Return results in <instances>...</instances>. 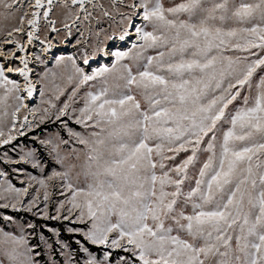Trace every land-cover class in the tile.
<instances>
[{
    "label": "snow or ice",
    "instance_id": "1",
    "mask_svg": "<svg viewBox=\"0 0 264 264\" xmlns=\"http://www.w3.org/2000/svg\"><path fill=\"white\" fill-rule=\"evenodd\" d=\"M0 17L18 21L0 50V164L40 173L13 167L17 187L0 170V210L84 225L74 249L54 229L33 244L36 224L0 213V264H264V0H0ZM58 24L83 29L76 52L34 81L28 46L50 53ZM46 122L67 136L33 137L50 173L13 143Z\"/></svg>",
    "mask_w": 264,
    "mask_h": 264
},
{
    "label": "rangeland",
    "instance_id": "2",
    "mask_svg": "<svg viewBox=\"0 0 264 264\" xmlns=\"http://www.w3.org/2000/svg\"><path fill=\"white\" fill-rule=\"evenodd\" d=\"M168 2L169 0H165V3H168ZM14 23H18V21L4 20L2 17H0V48H1V44L6 39L7 31L11 30V27ZM61 25L62 24H58L57 26H61ZM80 31H83V29ZM80 31H77L75 28H73L71 39H70L71 41L70 50L67 51L66 53L60 52V51L56 52L54 55L53 62L50 64L46 63V59L42 51L35 52V55L36 54L40 55L42 59L44 60V63H40V62L34 63L33 71H34L35 80H37L39 76L43 74V72L46 70H49V69L54 70V71L56 70L54 68L56 56H60V55L67 56V55H71L76 52V47H74V45L76 44V40L81 38ZM85 35H87V33H85ZM49 36H50V33H49ZM54 36H55L54 38L56 39V41L61 44L67 39L66 31H61L60 35L55 34ZM100 39H103V36H101ZM111 43H112L111 41H108L107 46H111ZM5 50H13V49L7 48ZM2 61L3 60H0V64H3ZM109 62L111 63V59L109 60ZM96 66H92V67H96ZM10 78L14 79L13 77H10ZM38 89H39V85H38ZM37 92L38 93L36 95V100L34 103L30 105V107H36L40 104L41 97L39 95V91ZM61 99L63 100L64 97H62ZM23 111L24 110H22V112ZM72 126L77 127L75 125H72ZM58 131L64 134L65 138H67L66 133L63 131V129L60 127L58 123L46 122L43 124H39L38 127H35L33 130L28 131L27 135L25 136H18L17 139L13 143L17 146H26L27 148H35L37 150V154L42 155L43 159L46 161V169H45L46 173H50L52 168L58 169L59 166L56 165L55 162L52 161L51 158L48 156V153L45 151V148L40 144L39 139H34L33 137H39L41 139L48 138L56 134ZM6 147H11V146H6ZM10 154L15 156V153H10ZM13 167H17V168L27 167V170L29 173L36 174V175L40 174L38 171L31 169L30 166H25V165H14L13 166V165H7V164H0V170H7L9 174V179L17 187H20L21 184H20V179L17 178L19 174L12 171ZM55 183L57 184V187L50 188L49 190L50 193H52V195L50 196L49 211L53 215H55V207H56L55 201L64 199V197L60 195L61 188L58 186L59 181H56ZM3 212H7L9 215L18 217L19 222L21 223L30 221L37 225L36 233L34 235V238L31 241L33 244L40 243V240H39L40 235H44L46 238H51V241L55 242L56 237L54 236L53 232L49 231V229H54V230L59 231L60 239L70 244L73 249L77 247V245L75 244V241L78 239L79 240L83 239L82 236L73 235L67 231L69 227L71 228H83L84 227V225H81L78 223L77 224L71 223V220L42 219L38 216H33L31 213L26 212V211L13 212L11 209L0 210V213H3ZM7 230L14 231L15 225L9 226ZM89 247L92 248L93 251H96L94 246L89 245ZM58 258L62 259V257H58Z\"/></svg>",
    "mask_w": 264,
    "mask_h": 264
},
{
    "label": "bare ground",
    "instance_id": "3",
    "mask_svg": "<svg viewBox=\"0 0 264 264\" xmlns=\"http://www.w3.org/2000/svg\"><path fill=\"white\" fill-rule=\"evenodd\" d=\"M57 27H59V28L61 29V31H66V33H67V30L63 28V25H61V26H57ZM74 28H75V27H74ZM75 29H76V28H75ZM80 30H82V29H80ZM55 34H56V33H50V38H51V37H55V36H54ZM6 39H10V37L6 36ZM25 39H26V37H25ZM70 39H71V35H70V36L67 35V39H66L62 44L59 43V42H57L55 38L52 39L53 48H52V50H51L50 53H44V52L42 51V47H43V46L40 45L38 41L34 42L33 45H29V46H28V55H29V59H30V61H31L32 56L35 55V52H36V51H42V52H43V55L45 56L46 63H47V64L52 63V62H53V59H54V55H55L56 52H59V51H60V52H65V53H66L67 51L70 50V47H71V46H70V45H71V41H70ZM25 42H26V40H25ZM111 42H112V41H111ZM117 45H119L120 47H127V45H125V44H123V43H121V42H119V41L112 42V45H111V46H108V47H109V48H113L114 46L116 47ZM7 48H12V49L14 50V45H11V44H4V43H2V44H1V48H0V50H5V49H7ZM17 55H18V56H19V55H24V53H17ZM110 59H111L110 57L107 58V59L101 57L99 61H95V60H94V61L92 62V66H96L97 64H100V63H103V62H104V63H105V62H109ZM0 60H3L2 62H3V64H5V60H4L3 57H0ZM15 63H16V64H19V61L17 60ZM8 66H10V65H8ZM29 67H30L31 69H33V67H34V63H31V62H30ZM7 75H9L10 77H13L15 80H18L21 84L23 83L22 78H20L18 75L14 74V73H8ZM34 77H35V76H34V71H32V73H30V78L33 79V80L35 81ZM37 88H38V85H37ZM37 93H38L37 91L34 92L33 98H32L31 100H25V103H27L29 106H30L32 103H34L35 100H36V95H37ZM31 119H32V117L29 116V120H31Z\"/></svg>",
    "mask_w": 264,
    "mask_h": 264
},
{
    "label": "built area",
    "instance_id": "4",
    "mask_svg": "<svg viewBox=\"0 0 264 264\" xmlns=\"http://www.w3.org/2000/svg\"><path fill=\"white\" fill-rule=\"evenodd\" d=\"M111 45H112V43H111ZM113 48H115V46H114ZM103 63H104V62H103ZM105 63H110V62H105Z\"/></svg>",
    "mask_w": 264,
    "mask_h": 264
}]
</instances>
